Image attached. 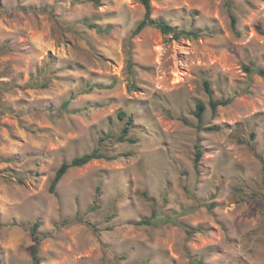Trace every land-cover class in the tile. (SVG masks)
I'll use <instances>...</instances> for the list:
<instances>
[{"label":"rangeland","instance_id":"374dc122","mask_svg":"<svg viewBox=\"0 0 264 264\" xmlns=\"http://www.w3.org/2000/svg\"><path fill=\"white\" fill-rule=\"evenodd\" d=\"M151 7L156 21L206 34L133 37L139 0H0V264H32L37 221L41 264H264V77L246 72L264 68V0ZM234 94L213 116L210 100ZM199 102L220 132L197 130ZM119 112L134 117L136 144L101 142L121 134ZM96 149L111 161L71 169L51 193L63 163ZM153 208H196L180 221L202 232L134 225Z\"/></svg>","mask_w":264,"mask_h":264},{"label":"trees","instance_id":"16d2710c","mask_svg":"<svg viewBox=\"0 0 264 264\" xmlns=\"http://www.w3.org/2000/svg\"><path fill=\"white\" fill-rule=\"evenodd\" d=\"M139 2L142 4V6L145 9V15L144 18L141 22H139L135 28V30L133 31V37L140 35L146 28H155L157 30H159L164 36H169L171 37L172 40L174 41H180L182 39H200L203 35L206 34V31L204 30H195L193 28H191L190 30H183L177 27L172 26L170 23L168 22H164V21H156L152 18V7H151V2L152 0H139ZM227 6L229 8L232 7V0H226ZM236 23L237 20L234 16L231 15V26L234 29L236 27ZM90 28H94V25L89 24ZM106 33L110 32V29H107L105 31ZM129 64L132 67L133 66V62L132 59H129ZM246 72L249 74V77L258 75L260 77H264V68L262 69H250L248 67H246ZM204 87L205 90L207 92V94L211 95L212 90H211V86L210 83L208 81L204 82ZM109 89L113 88V85L108 87ZM133 88H136L135 86H133ZM9 90V88H5L0 86V93L1 92H5ZM238 94H234L230 97H228L227 99L224 100H210L209 102V107L212 111L213 116L216 115L218 109L220 107H226L231 105L234 100L237 98ZM69 102L65 103V107L68 106ZM0 108H1V94H0ZM205 112H206V105L202 102L197 103L196 105V109H195V117L197 119V130L199 132H220L221 128L217 127V126H206L205 124ZM118 118L122 121H126V124L124 126V128L122 129L121 134L118 137H114V136H107V137H103L101 139V142L107 141V139H116L118 142H128L130 144H136L137 141L130 138V133L132 131V127L134 125V117L133 116H129L126 112H119L118 113ZM256 139V133H252L251 134V143L253 144L254 141ZM203 156H204V151L202 150V148L197 145L196 146V153H195V161H194V167L196 170L199 169L200 163L203 160ZM97 160H107V161H111V157H108L103 151L102 149H96L93 150L90 153H86L82 156L79 157H75L72 161L70 162H65L63 163L60 168L57 170L54 180L51 183V187H50V191L51 193H54L58 184L60 183V181L64 178V176L71 170L74 168H82L87 166L88 164H90L93 161H97ZM96 204V203H95ZM216 203H213L211 205H208V209L210 211H212L213 209L216 208ZM98 207L95 205L93 207V210H97ZM196 211V208H191L188 210L183 211L180 214H176L173 216H166L162 210L157 211L156 208H153L152 210V214L149 218H145L137 223H135V226H139V227H153V228H162L164 226L167 225H171L174 227H181L184 229L185 233L187 234L188 237H193L198 233L202 232L201 228H191L188 225L182 223L180 221V219L188 214H191L193 212ZM82 222V218L80 216H76L73 219L70 218H66L64 219L61 224L58 225V227H70L74 224L80 223ZM40 222L37 221L35 222V224L33 225V227L31 228V234L33 236V240L35 242V246L32 252V264H41L42 263V259L39 256V252H40V245L41 242L44 240V237L41 235L39 229H40ZM191 264H205L204 260L200 259H194L192 256L189 255Z\"/></svg>","mask_w":264,"mask_h":264}]
</instances>
